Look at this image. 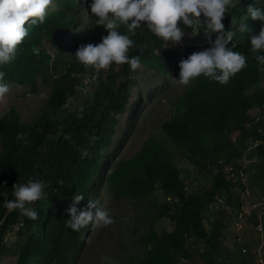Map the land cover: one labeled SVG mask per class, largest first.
<instances>
[{"label":"trees","instance_id":"16d2710c","mask_svg":"<svg viewBox=\"0 0 264 264\" xmlns=\"http://www.w3.org/2000/svg\"><path fill=\"white\" fill-rule=\"evenodd\" d=\"M89 3L57 0L43 24L29 27L16 60L0 67L4 83L26 88L24 95L39 94L38 80L50 87L41 113L32 122L22 123L14 106L0 118V193H7L0 195V257L10 249L13 264H74L88 229L75 232L65 226L72 197L84 195L78 205L84 209L90 199L100 206L107 194L112 199L144 201L146 215L156 211L138 240L139 251L127 264H258L256 250L244 254L234 242L232 218L242 203L240 191L248 188L251 200L264 198V134L258 133L259 128L264 131V65L250 50L251 37L259 34L264 22L246 15L250 5L264 12V0L233 1L222 21L225 31L235 33L231 44L247 57V67L227 85L200 78L187 86L171 101L172 114L159 127L164 140L150 136L127 160H116L115 136L125 111L128 115L120 128L127 134L120 141L137 124L141 99L136 96L130 103L133 90L138 87L142 92L140 88L153 84L150 79L165 76L181 61L177 60L203 45L210 48L216 37L206 35L203 27L193 36L188 28L180 44L165 48L142 24L130 37L134 46L129 52L130 57L140 58L141 67L132 71L126 64L113 65L97 73L74 57L80 45L98 44L107 35L98 36L79 25L82 19L76 13ZM242 24L247 31H240ZM44 42L53 53L42 47ZM85 80L90 84L85 85ZM81 88H86L85 95ZM68 136L70 140L65 139ZM256 140L261 145L253 149ZM171 146L185 166L175 163ZM244 157L252 162L245 166ZM229 165L235 172L243 169L248 176L245 184L233 185L227 179ZM187 169L198 187H190L187 177L182 178ZM29 178L44 182V198L32 205L36 220L4 204L14 199L13 185ZM155 194L173 201L159 203ZM214 204L223 206L215 209ZM164 218L172 229L158 234L156 222ZM250 222L256 224V217ZM261 222L264 234V215ZM7 237L14 239L12 248L6 247Z\"/></svg>","mask_w":264,"mask_h":264},{"label":"clouds","instance_id":"9594fccd","mask_svg":"<svg viewBox=\"0 0 264 264\" xmlns=\"http://www.w3.org/2000/svg\"><path fill=\"white\" fill-rule=\"evenodd\" d=\"M52 4L53 0H0V67L16 60L19 46L29 36V27L43 24ZM232 7L233 0H91L82 9L89 12L88 19L96 17L97 20L90 22V26L83 25L98 36L107 35L98 44L80 45L74 57L85 69L97 73L107 71L113 65L125 64L136 71L141 67V61L139 57L129 55L134 46L130 37L136 34L137 29L142 28V24L146 25L147 30L165 48L170 44H180L184 39L185 29H192V35L196 36L203 27L206 35L216 37L214 41H210V48L190 53L165 76L158 77L157 81L164 79L168 85L171 82V85L183 87L182 92L176 96H180L187 86L200 78L222 86L227 85L247 67V57L235 50V44H231L235 33L225 31L222 22ZM246 15L254 21L264 22V12L254 5L247 7ZM96 22L107 33L94 30L92 27ZM121 28L128 34H122ZM247 30L246 24L240 25L241 32ZM250 43V50L256 54V61L264 65V55H260L264 52V27H261L258 35L251 37ZM4 78L5 73L0 71V100L9 92V85L4 83ZM65 139L70 140L71 137ZM83 155L88 156L89 153L85 151ZM12 194L14 199H6L5 207L19 210L23 216L36 220L38 214L32 205L44 198V182L29 178L27 183L14 184ZM0 195L6 197L7 193ZM83 200L82 194L72 197V203L66 210L69 216L65 224L67 228L80 232L90 225L101 228L115 222L107 210L98 206V200L90 199L86 208H78Z\"/></svg>","mask_w":264,"mask_h":264},{"label":"rangeland","instance_id":"374dc122","mask_svg":"<svg viewBox=\"0 0 264 264\" xmlns=\"http://www.w3.org/2000/svg\"><path fill=\"white\" fill-rule=\"evenodd\" d=\"M56 3L57 0H53V4L50 6L48 12L56 9ZM76 15L83 19L82 22H79V25L83 27L84 25L90 26V22L97 20L96 17L88 19L90 18V16L87 17L89 12L84 9H80ZM92 28L99 33H107L105 28L98 25L97 22L93 24ZM42 47L50 53H53L54 51L49 43L44 42ZM205 49H207V47L203 45L198 51ZM182 59L183 58L177 60L175 63ZM175 66L177 65L175 64ZM150 80L153 84L149 85L148 88H140V91L142 92H139L137 87L132 92V97L134 98H131L130 103L136 96L141 99V103L137 106L136 111L138 114L137 124L134 129H132L133 131L128 136H125L122 141H120L122 136L127 133L124 134V131H122L120 127L128 115V110L119 116L121 124L118 125V127H120L117 129L115 136V139L119 141V146L117 147V152L115 154L116 160L130 159L140 150L142 144L150 136H154L160 140H164L165 138L159 127L163 121L170 118L173 111L172 106L170 107L171 101L177 97V94L182 92L183 87L175 84L171 85V82H169V86L165 83L164 79L157 81L152 78ZM90 82V80H85L84 84L88 85ZM38 83L39 94L36 96L31 94L24 95L26 88L9 85V92L3 100H0V118L4 116L11 106H14L21 116L22 123L32 122L36 116L41 113L43 102L50 91V87L42 83L41 80H38ZM82 93H84V95L87 93L86 88L82 89ZM81 99L82 97L79 95L78 100ZM67 108H72V104ZM129 127L132 128V124H129ZM171 148L173 149L172 146ZM173 151L175 152V163L178 166H185L183 160L178 156V152L174 149ZM188 171L189 175H187ZM181 176L183 179L185 176L187 177V182L188 184L191 183L190 187L192 188H196L200 184L194 179V176L189 169L183 170ZM208 186L209 184L205 185V187ZM153 198L159 199V203H163L165 199V197H161V195L158 194H155ZM101 199L100 207L107 210L115 222L107 227L93 228L91 225L87 227L88 230L85 235L84 245L74 264H127L132 254L135 251H139L138 240L146 230L148 225L147 222L151 219V216L156 213L155 210H152L149 215H146L144 212L146 206L144 205V201L141 200L132 201L129 199H112L108 197L107 194H103V198ZM250 201L253 203L257 200L249 199V202ZM260 209L262 210V208ZM155 229L158 234H161L164 231H170L172 229V224L169 219H160L156 222ZM248 235H250L249 238L251 239L250 249H257L260 244L257 243L258 237L252 230V227L249 228ZM13 242V238H6L5 244L7 249L12 248V245L14 244ZM10 254L11 251L8 249L7 256L3 255L0 257V264H13L8 257Z\"/></svg>","mask_w":264,"mask_h":264},{"label":"built area","instance_id":"2783aa9c","mask_svg":"<svg viewBox=\"0 0 264 264\" xmlns=\"http://www.w3.org/2000/svg\"><path fill=\"white\" fill-rule=\"evenodd\" d=\"M255 122L259 121V118L254 119ZM259 134H264V131L262 129H258ZM252 148L257 149L258 146L261 145V140H256L252 142ZM252 162L251 159H248L247 157H244L242 160V164L249 165ZM254 173V171H253ZM225 175L227 179L233 184L236 185L238 182H241L242 184H245L248 176L243 172V169H241L238 172H235L233 166L229 165L225 168ZM241 193V198L240 202H242L239 206V208L236 210L234 217L232 218V229L233 232L235 233V243H237L239 246L242 248V252L246 254L250 249V246L248 244V241H251V239L248 237V231L249 228L252 227V230L258 237V244L260 246L256 250V258L258 261V264H264V260L262 257V253L264 251V243H263V230H262V222L261 218L264 215V209L261 210V206L264 205V198H262L259 201L256 202H249V196H250V191L248 188L244 192L240 191ZM166 201H173L172 197H167L165 199ZM220 202V201H219ZM221 203V202H220ZM219 206H223L220 204H214L213 207L217 209ZM256 217L257 223L252 225L250 222L251 219ZM247 244V247L245 246ZM262 245V246H261ZM249 249V250H248Z\"/></svg>","mask_w":264,"mask_h":264}]
</instances>
